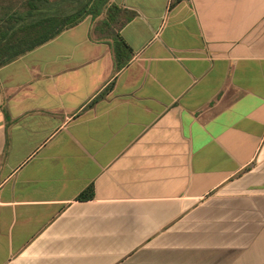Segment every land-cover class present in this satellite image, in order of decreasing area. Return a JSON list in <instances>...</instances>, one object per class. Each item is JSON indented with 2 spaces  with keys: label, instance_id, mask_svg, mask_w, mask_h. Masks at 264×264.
I'll use <instances>...</instances> for the list:
<instances>
[{
  "label": "crops",
  "instance_id": "obj_1",
  "mask_svg": "<svg viewBox=\"0 0 264 264\" xmlns=\"http://www.w3.org/2000/svg\"><path fill=\"white\" fill-rule=\"evenodd\" d=\"M113 2L0 68V264H264V0Z\"/></svg>",
  "mask_w": 264,
  "mask_h": 264
},
{
  "label": "trees",
  "instance_id": "obj_2",
  "mask_svg": "<svg viewBox=\"0 0 264 264\" xmlns=\"http://www.w3.org/2000/svg\"><path fill=\"white\" fill-rule=\"evenodd\" d=\"M182 0H174L177 5ZM51 0H0V68L55 40L86 19L95 22L99 41L112 45L117 70L126 67L133 52L121 36L136 13L118 6L113 0H82L78 11L62 15H44ZM93 199V190L82 197Z\"/></svg>",
  "mask_w": 264,
  "mask_h": 264
},
{
  "label": "rangeland",
  "instance_id": "obj_3",
  "mask_svg": "<svg viewBox=\"0 0 264 264\" xmlns=\"http://www.w3.org/2000/svg\"><path fill=\"white\" fill-rule=\"evenodd\" d=\"M81 2L82 0H51L49 8L43 14L66 16L78 11Z\"/></svg>",
  "mask_w": 264,
  "mask_h": 264
}]
</instances>
